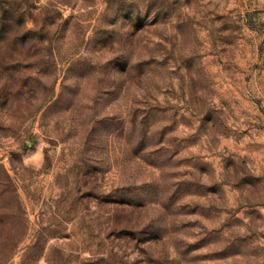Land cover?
I'll list each match as a JSON object with an SVG mask.
<instances>
[{"label": "rangeland", "instance_id": "rangeland-1", "mask_svg": "<svg viewBox=\"0 0 264 264\" xmlns=\"http://www.w3.org/2000/svg\"><path fill=\"white\" fill-rule=\"evenodd\" d=\"M0 264H264V0H3Z\"/></svg>", "mask_w": 264, "mask_h": 264}, {"label": "trees", "instance_id": "trees-1", "mask_svg": "<svg viewBox=\"0 0 264 264\" xmlns=\"http://www.w3.org/2000/svg\"><path fill=\"white\" fill-rule=\"evenodd\" d=\"M3 0H0V36H5L10 32L9 28H11L10 22L7 21V16L10 13L8 7L4 6L2 3ZM0 42V47H1Z\"/></svg>", "mask_w": 264, "mask_h": 264}]
</instances>
